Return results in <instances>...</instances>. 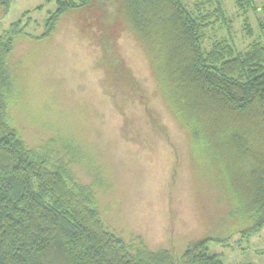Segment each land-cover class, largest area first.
Returning <instances> with one entry per match:
<instances>
[{"label": "rangeland", "instance_id": "obj_1", "mask_svg": "<svg viewBox=\"0 0 264 264\" xmlns=\"http://www.w3.org/2000/svg\"><path fill=\"white\" fill-rule=\"evenodd\" d=\"M120 2L99 0L69 13L51 39L18 40L15 127L33 146L57 134L77 145L74 174L95 187L107 224L126 241L181 254L205 237L229 236L228 244L210 242L209 253L224 264H264V228L250 238L233 233L228 195L213 172L193 162ZM183 2L217 20L205 30L204 49L220 40L241 52L254 41L264 46V0ZM56 9V2L13 0L3 20L0 11V34L26 16V32L40 36Z\"/></svg>", "mask_w": 264, "mask_h": 264}, {"label": "trees", "instance_id": "obj_2", "mask_svg": "<svg viewBox=\"0 0 264 264\" xmlns=\"http://www.w3.org/2000/svg\"><path fill=\"white\" fill-rule=\"evenodd\" d=\"M96 1L45 0L56 2L57 9L40 36L26 32V16L0 34V264H224L208 245L228 244L229 236L205 237L181 254L126 241L107 224L95 187L74 174L77 145L57 134L33 146L27 131L15 127L10 106L17 90L16 43L22 37L51 39L66 15ZM12 2L0 0L1 20ZM120 7L148 57L164 104L188 136L193 162L213 172L228 195L233 233L246 238L259 233L264 228V46L254 41L241 52L220 40L204 49L205 30L217 20L201 10L196 14L183 0H121ZM244 30L253 38L249 24Z\"/></svg>", "mask_w": 264, "mask_h": 264}]
</instances>
